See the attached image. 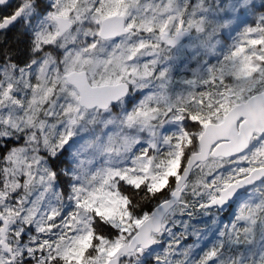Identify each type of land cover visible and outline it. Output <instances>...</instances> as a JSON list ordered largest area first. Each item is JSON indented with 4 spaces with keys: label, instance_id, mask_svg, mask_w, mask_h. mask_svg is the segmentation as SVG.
Wrapping results in <instances>:
<instances>
[{
    "label": "snow or ice",
    "instance_id": "snow-or-ice-1",
    "mask_svg": "<svg viewBox=\"0 0 264 264\" xmlns=\"http://www.w3.org/2000/svg\"><path fill=\"white\" fill-rule=\"evenodd\" d=\"M0 264H264V0H0Z\"/></svg>",
    "mask_w": 264,
    "mask_h": 264
},
{
    "label": "flooded vegetation",
    "instance_id": "flooded-vegetation-1",
    "mask_svg": "<svg viewBox=\"0 0 264 264\" xmlns=\"http://www.w3.org/2000/svg\"><path fill=\"white\" fill-rule=\"evenodd\" d=\"M19 31L20 30L11 31L7 34L5 38L8 39L10 42H15L18 38L22 39V37L19 36Z\"/></svg>",
    "mask_w": 264,
    "mask_h": 264
}]
</instances>
